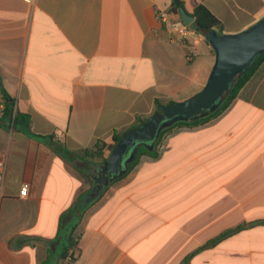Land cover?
Wrapping results in <instances>:
<instances>
[{
	"label": "crops",
	"instance_id": "0c3cea01",
	"mask_svg": "<svg viewBox=\"0 0 264 264\" xmlns=\"http://www.w3.org/2000/svg\"><path fill=\"white\" fill-rule=\"evenodd\" d=\"M205 6L222 35L264 18V0ZM169 0H0V79L27 130L0 127V264H66L61 216L108 159L115 134L206 84L211 46ZM217 31V30H215ZM59 149L66 152L61 154ZM90 149V157L81 158ZM25 196L20 195L22 186ZM69 264H264V63L215 118L164 135L80 214Z\"/></svg>",
	"mask_w": 264,
	"mask_h": 264
},
{
	"label": "water",
	"instance_id": "95a60500",
	"mask_svg": "<svg viewBox=\"0 0 264 264\" xmlns=\"http://www.w3.org/2000/svg\"><path fill=\"white\" fill-rule=\"evenodd\" d=\"M173 4L177 7L181 23L191 25L194 18L184 10L180 0H173ZM205 39L213 48L215 56L205 86L183 102L159 107L143 124L126 132L110 151L104 173L92 179L91 188L83 196L82 207L98 197L104 186L126 171L140 145L148 144V148H152L164 128L178 121L195 120L218 107L221 97L229 90L234 79L264 52V18L237 34L218 35L214 30L208 31ZM82 163L84 167L87 165V162L78 161L77 166L81 169L84 168L80 165Z\"/></svg>",
	"mask_w": 264,
	"mask_h": 264
},
{
	"label": "trees",
	"instance_id": "16d2710c",
	"mask_svg": "<svg viewBox=\"0 0 264 264\" xmlns=\"http://www.w3.org/2000/svg\"><path fill=\"white\" fill-rule=\"evenodd\" d=\"M169 1H170V8L168 12L178 16L177 7L174 6L173 0H169ZM189 14L194 18V22L186 27L190 29L193 33L200 35L206 42L207 40L205 39V34L208 31L217 30L215 32L218 35H221L222 27L220 21L205 6L198 5ZM212 52L214 53L213 48H212ZM262 63H264V52L259 54L255 58V60L250 64V66L243 73H241L234 79L229 90L221 97L218 107L213 112H210L202 117H198L195 120L178 121L173 123L171 126L164 128L163 130H161L160 135L158 139L154 142L152 148H148V146L143 144L140 145L137 148L133 160L128 164V167L124 173L129 171L138 162L141 156L147 155L150 157H155L157 155L158 147L160 145L162 138L164 137V135L172 131L174 128L180 126H188V127L197 126L218 116L236 97L239 90L246 84V82L251 78V76L256 72V70L259 68V66ZM155 105H156V109L161 107V103L157 100H155ZM143 123L144 121H141V124ZM29 124H30L29 116L26 114H22L16 110L14 99L2 87L1 79H0V127L11 128V129L18 128V129L27 130L29 128ZM122 136L123 134H115L113 136V144L107 146V148L111 151L114 148V146L121 140ZM103 147H104L103 144H101L100 146H96L95 150L92 151V153H94L98 159H101L102 162L105 163L107 160L103 159L101 154L102 152L101 149ZM59 152L63 154L66 151L64 149H59ZM90 153H91L90 149H85L83 151V155L80 156V159L90 157ZM85 193L86 192H83L82 194H80V196H78L74 204L61 216L60 219V227L65 219L67 218L71 219L69 232L65 234L64 242L62 244V253L60 254L62 258L68 259L67 264H69L74 259L73 255L76 251L77 241L73 237V232L75 230L77 220L80 217V214L84 211V209L92 202L91 201L90 203L82 207V200ZM49 260H50V256L48 255V258L45 261H43L42 264H49Z\"/></svg>",
	"mask_w": 264,
	"mask_h": 264
},
{
	"label": "built area",
	"instance_id": "2783aa9c",
	"mask_svg": "<svg viewBox=\"0 0 264 264\" xmlns=\"http://www.w3.org/2000/svg\"><path fill=\"white\" fill-rule=\"evenodd\" d=\"M26 2H32L33 0H24ZM155 17L156 20L161 23V24H167L168 23V17H169V12L164 11V10H156L155 11ZM181 22V21H180ZM182 25V24H181ZM185 26V25H183ZM186 27V26H185ZM5 164L0 162V197L2 196V180H3V172H4ZM27 192V187L24 185L20 189V195L25 196ZM66 264L68 263V259H66Z\"/></svg>",
	"mask_w": 264,
	"mask_h": 264
},
{
	"label": "flooded vegetation",
	"instance_id": "af4514ba",
	"mask_svg": "<svg viewBox=\"0 0 264 264\" xmlns=\"http://www.w3.org/2000/svg\"><path fill=\"white\" fill-rule=\"evenodd\" d=\"M82 167H84L83 163L80 164ZM99 169H101L99 171ZM83 170L90 176V178H98L102 175V173H104L105 171V163H102L100 165L97 166H89L88 164L83 168ZM97 171V172H96Z\"/></svg>",
	"mask_w": 264,
	"mask_h": 264
},
{
	"label": "rangeland",
	"instance_id": "374dc122",
	"mask_svg": "<svg viewBox=\"0 0 264 264\" xmlns=\"http://www.w3.org/2000/svg\"><path fill=\"white\" fill-rule=\"evenodd\" d=\"M148 144H146V146H147ZM98 159V158H97Z\"/></svg>",
	"mask_w": 264,
	"mask_h": 264
}]
</instances>
